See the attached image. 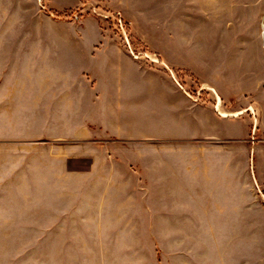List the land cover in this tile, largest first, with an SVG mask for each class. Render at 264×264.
Instances as JSON below:
<instances>
[{
    "label": "rangeland",
    "instance_id": "obj_1",
    "mask_svg": "<svg viewBox=\"0 0 264 264\" xmlns=\"http://www.w3.org/2000/svg\"><path fill=\"white\" fill-rule=\"evenodd\" d=\"M263 18L0 0V264H264Z\"/></svg>",
    "mask_w": 264,
    "mask_h": 264
},
{
    "label": "bare ground",
    "instance_id": "obj_2",
    "mask_svg": "<svg viewBox=\"0 0 264 264\" xmlns=\"http://www.w3.org/2000/svg\"><path fill=\"white\" fill-rule=\"evenodd\" d=\"M237 114H238V113H237ZM233 115H235V114H233ZM222 116H227V114L223 113Z\"/></svg>",
    "mask_w": 264,
    "mask_h": 264
},
{
    "label": "built area",
    "instance_id": "obj_3",
    "mask_svg": "<svg viewBox=\"0 0 264 264\" xmlns=\"http://www.w3.org/2000/svg\"><path fill=\"white\" fill-rule=\"evenodd\" d=\"M264 19V18H263ZM263 27H264V25H263Z\"/></svg>",
    "mask_w": 264,
    "mask_h": 264
}]
</instances>
